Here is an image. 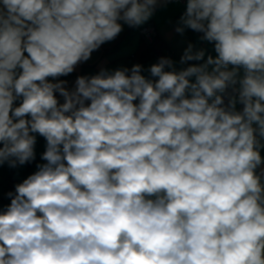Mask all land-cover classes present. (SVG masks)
Listing matches in <instances>:
<instances>
[{
	"label": "clouds",
	"instance_id": "1",
	"mask_svg": "<svg viewBox=\"0 0 264 264\" xmlns=\"http://www.w3.org/2000/svg\"><path fill=\"white\" fill-rule=\"evenodd\" d=\"M180 2L178 60L66 79ZM33 163L0 264H264V0H0V168Z\"/></svg>",
	"mask_w": 264,
	"mask_h": 264
},
{
	"label": "crops",
	"instance_id": "2",
	"mask_svg": "<svg viewBox=\"0 0 264 264\" xmlns=\"http://www.w3.org/2000/svg\"><path fill=\"white\" fill-rule=\"evenodd\" d=\"M183 10V2L169 4L166 8L159 10L152 20L148 22L157 31V36L152 46H148L143 41L138 29H130L125 26L124 31L115 41L105 44L98 52L93 53L92 59L78 66L75 72L91 75L98 72L101 67L131 66L137 62L147 67L151 63L156 62L161 55L171 56L178 60L187 42L192 41L195 43L198 35L191 31L186 32L184 37L173 33L172 25ZM207 47L211 51V45ZM74 79L70 81H74ZM14 170L9 169L7 166L0 168V179L12 175ZM3 184V181L0 180V189ZM0 207H2L1 202Z\"/></svg>",
	"mask_w": 264,
	"mask_h": 264
},
{
	"label": "rangeland",
	"instance_id": "3",
	"mask_svg": "<svg viewBox=\"0 0 264 264\" xmlns=\"http://www.w3.org/2000/svg\"><path fill=\"white\" fill-rule=\"evenodd\" d=\"M44 150H45V140L43 137L38 136L37 137V145H36V153H37V161L36 162H41L40 161V154ZM33 171H35V163L30 164V165H26L20 169H15L14 172H12V175H13L14 180H15V184H16V182L17 183L20 182L23 178H25L27 175L31 174ZM8 177H6L4 179H0L4 183L0 189V202L2 203V207L4 205H7L10 203V200L7 199L6 197H4V195H3L4 193H6L5 192V185L7 184V178Z\"/></svg>",
	"mask_w": 264,
	"mask_h": 264
},
{
	"label": "built area",
	"instance_id": "4",
	"mask_svg": "<svg viewBox=\"0 0 264 264\" xmlns=\"http://www.w3.org/2000/svg\"><path fill=\"white\" fill-rule=\"evenodd\" d=\"M138 32L140 34V36L142 37L143 41L148 45V46H152V44L154 43V40L157 36V31L155 29V27L148 23L146 25H144L141 28H138Z\"/></svg>",
	"mask_w": 264,
	"mask_h": 264
},
{
	"label": "trees",
	"instance_id": "5",
	"mask_svg": "<svg viewBox=\"0 0 264 264\" xmlns=\"http://www.w3.org/2000/svg\"><path fill=\"white\" fill-rule=\"evenodd\" d=\"M76 75H79L78 73H73L72 75H70L69 77H66V79H68L69 81L74 79L76 77ZM14 185H15V180L13 175H10L7 178V184L5 185V192L9 191V190H14Z\"/></svg>",
	"mask_w": 264,
	"mask_h": 264
}]
</instances>
